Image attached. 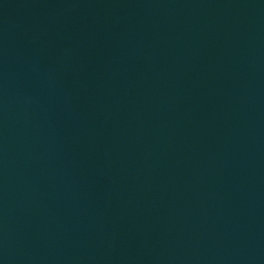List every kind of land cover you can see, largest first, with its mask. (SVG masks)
<instances>
[{
  "label": "water",
  "instance_id": "95a60500",
  "mask_svg": "<svg viewBox=\"0 0 264 264\" xmlns=\"http://www.w3.org/2000/svg\"><path fill=\"white\" fill-rule=\"evenodd\" d=\"M0 264H264V0H0Z\"/></svg>",
  "mask_w": 264,
  "mask_h": 264
}]
</instances>
